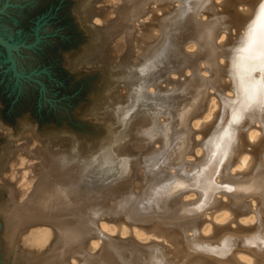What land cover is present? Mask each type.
<instances>
[{
    "label": "bare ground",
    "instance_id": "obj_1",
    "mask_svg": "<svg viewBox=\"0 0 264 264\" xmlns=\"http://www.w3.org/2000/svg\"><path fill=\"white\" fill-rule=\"evenodd\" d=\"M116 1L98 12L105 21L109 9L117 12L106 25L114 30L111 36L123 32L127 41L134 32L141 36L152 28L146 16L157 9L162 15L156 16V27L165 34L173 25L175 36L167 45L162 40L154 56L145 49L148 59L142 56L133 92L130 74H116L128 95L117 94L105 115L118 126H110L93 160L72 149L61 153L69 156L58 174L64 181L81 175L97 191L116 188L119 178L127 177L122 184L132 191L116 200L112 214L100 210L87 220L70 212L50 216L29 174L21 172L15 182L7 181L15 202L5 217L7 240L13 245L35 227L25 241L46 252L28 264H69V258L70 264H264V0H148L135 17L139 25L133 21L129 27L130 22L116 25L132 0ZM185 42L194 49L184 51ZM164 48L174 52L169 59ZM135 149L143 161L128 158ZM46 172L50 182L60 179ZM144 199L172 207L171 225L148 218L140 206ZM204 210L220 221L211 232Z\"/></svg>",
    "mask_w": 264,
    "mask_h": 264
},
{
    "label": "rangeland",
    "instance_id": "obj_2",
    "mask_svg": "<svg viewBox=\"0 0 264 264\" xmlns=\"http://www.w3.org/2000/svg\"><path fill=\"white\" fill-rule=\"evenodd\" d=\"M9 1L12 5L0 13V33L8 38L32 42L34 27L37 26L38 40L29 48L19 46L13 51V58L18 70L30 73V76L37 78L44 86V98L39 99L38 84L23 78L18 81L20 91L17 93L18 87L14 85L12 74L6 68L7 62L4 60V53L0 47V264H28L39 258L40 252L44 253L46 250L25 241L27 234L34 230L33 226L29 227L26 233H23L24 235L21 234L23 237L20 235L13 245H10L7 240L5 217L15 205V202L11 200L7 181L15 182L21 172L29 174L32 180L31 187L36 185L43 198L41 205L46 208L44 210L50 216L55 213L70 212L75 217L83 215L87 220L94 212L100 210L102 214L108 211L110 213L107 214H112L118 206L116 200L125 196L128 189L132 191L130 190L132 187L125 189L129 183L126 186L122 184L130 179L121 176L117 181L121 185H116V188L110 190L98 191L81 175L64 181L63 176L58 174V170L69 155H61V153L72 149L79 157L82 155L85 161L95 158L94 152L97 153L100 149L111 127L118 126L114 118H108L105 115L107 107L112 100H116L117 94L124 98L128 95V90L116 82L118 78L116 74L118 72L120 75L123 72L130 74L132 85L129 86V90L133 92L140 82L139 68L148 59L146 57L154 56L160 51L162 40H165L166 45L173 40L175 27L166 26V36L162 34L159 27H156V16L162 15V11L157 9L156 13H150L146 16L147 19L145 18V22L148 18L152 19L153 22H149L148 25L152 28L145 29L141 36L139 35L141 31L134 32L132 39L127 41L123 32H117L111 36L110 30L113 29L106 26L111 23V19L117 17L115 10L107 11L110 12L107 21L98 15L102 8L105 9L106 6L116 3V0L112 3L109 0ZM146 1L148 2V0H132L127 12L122 14V20H119L116 26H125L129 22L128 27L134 22L135 25H139L135 17L142 12ZM1 2L2 0L0 4ZM139 3H142V7L141 4L137 7ZM172 3L178 6L176 1ZM237 6L240 7L239 4ZM153 28L156 33L152 30ZM147 31L153 34H148ZM162 35L166 38L163 39ZM152 43L155 44L152 45ZM188 43L185 42L182 45L184 51L194 49L189 48ZM166 45L162 44V47ZM144 46L155 51L151 53ZM145 49L148 55L145 54ZM128 50L126 59L124 57ZM163 50L166 51V48L161 51ZM142 51L144 53L140 55ZM135 54H137L136 58ZM171 54H174L171 50L164 53L167 59ZM144 55L145 60H143ZM31 71L34 74H31ZM168 76L176 78L177 74L168 73ZM182 76L180 74L177 78L180 79ZM163 82H160L162 86L165 85ZM166 86L170 87V84L167 83ZM207 88L208 91L213 90L211 87ZM148 90L150 91L149 88ZM157 146L158 144H155V147ZM25 151L33 152L29 155ZM137 151L135 149L133 155H128L129 159L136 156L133 157V163L140 159L144 160L140 155L141 150ZM26 166L29 167L26 168ZM139 167V164L135 166V168ZM46 170H51V173L60 179L55 177V181L50 182L48 180L50 175ZM170 171L172 172L173 169ZM134 181L137 183L135 188L138 187L140 190L138 178L135 177ZM184 193L186 194L187 191ZM221 195L218 193V198L227 199L224 194ZM188 198L192 200L191 198L195 196H188L186 199ZM248 198L246 197L249 201ZM140 204L148 218L156 220L163 227L171 225L172 207L169 206V210L168 207L162 209L161 203L151 204L145 199ZM211 213L210 210L203 213L205 221L211 225L209 232L213 229L214 223L220 222L213 218L215 213L213 212L212 216ZM261 214L264 216V212ZM112 216H115V213ZM122 216H119V219ZM235 220L238 222V217ZM233 222H229L232 227L235 226ZM88 226L90 224L86 225ZM69 260L71 263L72 259L69 258L68 262ZM78 263L84 262L78 261Z\"/></svg>",
    "mask_w": 264,
    "mask_h": 264
},
{
    "label": "water",
    "instance_id": "obj_3",
    "mask_svg": "<svg viewBox=\"0 0 264 264\" xmlns=\"http://www.w3.org/2000/svg\"><path fill=\"white\" fill-rule=\"evenodd\" d=\"M12 3L9 0H2L0 4V13L4 12L5 8L8 6H11ZM34 40L32 42H24L20 39H13L8 38L0 33V47L3 50L4 53V60L7 62V69H9L10 73L12 74V80L14 82V85L18 87L17 93L20 91V86L18 81L26 78L27 80L34 81L38 84V95L39 99L44 98L43 91L44 86L41 81H39L37 78L30 76V73L21 72L20 70H17L15 68V60L13 58V51L17 50V48L20 47H31L36 40H38L37 36V26L34 27ZM33 72L31 71V74ZM34 74V73H33Z\"/></svg>",
    "mask_w": 264,
    "mask_h": 264
},
{
    "label": "snow or ice",
    "instance_id": "obj_4",
    "mask_svg": "<svg viewBox=\"0 0 264 264\" xmlns=\"http://www.w3.org/2000/svg\"><path fill=\"white\" fill-rule=\"evenodd\" d=\"M261 15H264V7L261 9Z\"/></svg>",
    "mask_w": 264,
    "mask_h": 264
}]
</instances>
